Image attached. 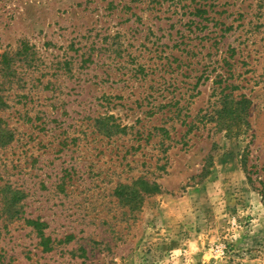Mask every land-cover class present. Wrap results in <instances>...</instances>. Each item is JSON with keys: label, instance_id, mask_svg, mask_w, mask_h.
Masks as SVG:
<instances>
[{"label": "rangeland", "instance_id": "rangeland-1", "mask_svg": "<svg viewBox=\"0 0 264 264\" xmlns=\"http://www.w3.org/2000/svg\"><path fill=\"white\" fill-rule=\"evenodd\" d=\"M0 264H264V0H0Z\"/></svg>", "mask_w": 264, "mask_h": 264}, {"label": "trees", "instance_id": "trees-1", "mask_svg": "<svg viewBox=\"0 0 264 264\" xmlns=\"http://www.w3.org/2000/svg\"><path fill=\"white\" fill-rule=\"evenodd\" d=\"M224 105L222 108L213 115L216 126L219 128L223 125L226 126L230 132H232L236 139L244 129L250 126L248 122L249 111L252 106V101L247 97L241 99L224 97ZM246 164V163H245ZM132 182L130 184H120L114 190V195L118 198L119 202H124L131 207H137L143 197L147 193H155L160 190L159 184L156 182L148 183L140 187L138 182Z\"/></svg>", "mask_w": 264, "mask_h": 264}]
</instances>
